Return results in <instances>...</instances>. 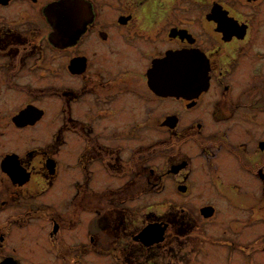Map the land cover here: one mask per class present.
Listing matches in <instances>:
<instances>
[{
    "label": "flooded vegetation",
    "instance_id": "obj_1",
    "mask_svg": "<svg viewBox=\"0 0 264 264\" xmlns=\"http://www.w3.org/2000/svg\"><path fill=\"white\" fill-rule=\"evenodd\" d=\"M171 1L0 0V264H83L91 254L113 264H158L169 254L179 261L181 251L162 245L171 222L184 227L178 216L141 225L129 204L146 193L144 182L153 191L195 168L193 157L172 147H197L210 178H244L242 187L229 186L235 195L264 188V44H257L255 17L237 7L259 9L264 0H181L190 4L182 23L160 10ZM194 3L203 9L198 16ZM182 49L202 54V73L190 66L184 91L158 92L150 85L154 61ZM151 130L162 135L127 152L132 137ZM163 148L176 160L152 182L156 169L144 162ZM67 152L76 154L73 174L62 167ZM174 188L192 190L185 182ZM199 211L209 219L216 207ZM155 222H167L165 239L147 245L137 237ZM185 228L178 236L187 233L191 260L204 238L192 224ZM217 242L250 258L256 247L230 235ZM23 247L54 261L28 262Z\"/></svg>",
    "mask_w": 264,
    "mask_h": 264
},
{
    "label": "rangeland",
    "instance_id": "obj_2",
    "mask_svg": "<svg viewBox=\"0 0 264 264\" xmlns=\"http://www.w3.org/2000/svg\"><path fill=\"white\" fill-rule=\"evenodd\" d=\"M237 1V0H236ZM168 4V5H167ZM164 4H159L160 10L164 11H173L174 14L172 15L171 12L168 13V16H176L177 21L181 22L184 21L185 17L188 15L186 14V7H190V4L181 0H173L171 2ZM150 7L151 4L148 2L145 4V7ZM167 6V7H166ZM195 7V15L198 16V13H202V8L199 9L198 6L200 4L194 3ZM244 6V7H243ZM237 7L245 12L247 17H255V22L253 25L254 33L257 34L258 41L257 44H264V3L261 8L255 9L251 7H245V5L241 2L237 4ZM16 11L18 9H15ZM189 10V8H188ZM183 11V12H182ZM256 14V15H255ZM255 15V16H252ZM167 16V14H166ZM170 18V17H169ZM167 19V21L171 20ZM154 27V25H152ZM155 29L153 28L151 33L153 34ZM150 33V34H151ZM157 45L162 43V47H166L169 44L167 42H160L157 40L155 42ZM153 46L152 43L148 44L145 43L144 47ZM264 48V47H263ZM144 62V61H143ZM53 80V77H51ZM55 104L58 106V110L61 107L60 99H55ZM166 109V108H165ZM264 114H259V128L262 129L261 126L264 125ZM53 123V121H50ZM161 132V131H160ZM159 131H144L141 134L139 141L134 140L132 137L128 144L126 145L125 149L128 151H132L133 147H136L138 144H144L149 146L154 142L155 139L160 137L162 133ZM133 133V132H130ZM149 149V147H148ZM174 149V154L179 155L180 157L184 158H194L195 168L191 169L190 171H186L183 175L185 179L180 181V177L178 180L166 179L162 180L159 184V188L153 191L149 190V184L146 182L143 183V187L147 188L148 190L146 193L142 194L140 199L134 198L129 201L132 210L139 209L140 221L141 225L143 224V219L145 218L147 222L153 220H166L172 221V216H178L180 220V224H183L184 227L178 226L177 224L174 226V222H171L170 227L166 234V240L163 242V247L175 246L172 252L181 251L182 256L179 261L176 258V254L174 255H167L165 258L157 261L158 264H264V188L259 190L257 194H240L235 195L228 189L229 186L234 184L241 186V182L244 181L242 179H237L235 175L226 176L224 178H210L206 173V169L203 167L201 160H198L195 157L199 156L197 151V147H193L189 144H184L183 146L172 147ZM152 149L148 152L146 159H145V166L148 171L149 168L156 169V176L152 178V182H157L159 179L157 178L161 172H165L168 164L172 161L176 160L172 159L173 156L170 154V149L163 148L161 150H157V153L153 152ZM167 151V152H166ZM129 152V153H130ZM68 153V152H67ZM126 153V157H129L130 154ZM67 156V155H66ZM178 158V157H177ZM180 159V158H178ZM76 161V154L71 153L66 162L63 164V168H65L71 174L74 173V166L68 165L72 163L74 165ZM225 171V169H224ZM143 180V179H142ZM106 179H104L103 183L99 184V187L106 186L105 184ZM122 180H115V185L119 184ZM141 181V180H140ZM259 184L261 185L262 180H259ZM179 182H185L186 184H190L192 186V190L187 193L183 194L177 191L174 186ZM139 184V183H138ZM137 184V185H138ZM136 185V183H135ZM133 186V185H132ZM259 187V186H258ZM221 189V190H220ZM62 195H58L56 198L61 197ZM63 201H60L62 203ZM205 204H212L216 207V213L213 217L207 219L200 215L199 207ZM184 209L185 213L182 212ZM248 211H245L247 210ZM250 211V213H249ZM36 223V222H35ZM42 223L36 224L35 228H42ZM187 224H192L193 226V234L199 231L203 234L204 243L200 245V251L191 254L193 258L191 260L188 259L190 249L186 245L189 241L187 238V233L180 237L179 239V230L181 229H189ZM138 225V223H137ZM242 227V228H241ZM236 228V229H235ZM228 230V233H225L224 230ZM203 230L205 233H203ZM28 234V233H26ZM192 234V235H193ZM230 235L232 238L235 239L236 242L241 244H249L254 241V239H258L253 243H256V247L249 248L250 252H252L253 257L250 258L249 255L246 254L245 251L235 250L230 252V246L227 244L221 245L219 242V237L226 238ZM77 242V238L75 234H72L70 242ZM219 243V244H217ZM251 243V244H253ZM217 244V245H216ZM24 249V255L27 256V261H47L48 258L51 261H54L52 258L53 256L50 255H39L37 252L35 255L33 253L28 254V248ZM163 250H166L163 248ZM188 254V255H187ZM196 255V256H195ZM46 256V257H43ZM149 256H152L149 253ZM230 258H232L231 263H229ZM84 262L83 264H113L111 257L107 255H95L91 254L88 255L85 259H82ZM49 263V262H48ZM50 264V263H49ZM57 264H60L57 262ZM62 264V263H61ZM67 264H76V260L68 259Z\"/></svg>",
    "mask_w": 264,
    "mask_h": 264
},
{
    "label": "water",
    "instance_id": "obj_3",
    "mask_svg": "<svg viewBox=\"0 0 264 264\" xmlns=\"http://www.w3.org/2000/svg\"><path fill=\"white\" fill-rule=\"evenodd\" d=\"M202 54L198 50H176L168 51L167 54L154 61L153 67L150 70V85L158 92L174 93L184 91L187 84V75L190 71V66L194 67L195 75L202 73L201 65ZM204 67H207L204 65ZM172 75H176L172 78ZM204 216L212 215L214 211L212 207L202 208ZM167 223H150L142 232L141 240L147 245L159 243L165 239V230Z\"/></svg>",
    "mask_w": 264,
    "mask_h": 264
},
{
    "label": "bare ground",
    "instance_id": "obj_4",
    "mask_svg": "<svg viewBox=\"0 0 264 264\" xmlns=\"http://www.w3.org/2000/svg\"><path fill=\"white\" fill-rule=\"evenodd\" d=\"M58 22V21H57ZM57 22H55V23H57ZM167 223V222H166Z\"/></svg>",
    "mask_w": 264,
    "mask_h": 264
}]
</instances>
